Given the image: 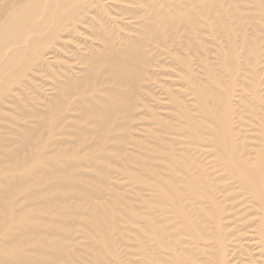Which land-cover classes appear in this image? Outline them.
Returning <instances> with one entry per match:
<instances>
[{
	"label": "bare ground",
	"instance_id": "1",
	"mask_svg": "<svg viewBox=\"0 0 264 264\" xmlns=\"http://www.w3.org/2000/svg\"><path fill=\"white\" fill-rule=\"evenodd\" d=\"M0 264H264V0H0Z\"/></svg>",
	"mask_w": 264,
	"mask_h": 264
}]
</instances>
